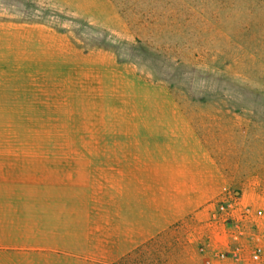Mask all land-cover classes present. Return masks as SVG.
Wrapping results in <instances>:
<instances>
[{
  "label": "rangeland",
  "instance_id": "1",
  "mask_svg": "<svg viewBox=\"0 0 264 264\" xmlns=\"http://www.w3.org/2000/svg\"><path fill=\"white\" fill-rule=\"evenodd\" d=\"M118 158L162 165L178 193L102 206L96 171ZM263 232L264 0H0L8 264L250 261Z\"/></svg>",
  "mask_w": 264,
  "mask_h": 264
},
{
  "label": "crops",
  "instance_id": "2",
  "mask_svg": "<svg viewBox=\"0 0 264 264\" xmlns=\"http://www.w3.org/2000/svg\"><path fill=\"white\" fill-rule=\"evenodd\" d=\"M153 161L148 159H128V158H118L111 161L101 162L98 167L102 168H112V169H100L97 172V176H102L103 179L108 178L109 180H105L104 182L109 185L106 186V189H111L114 194V200L111 203H103L102 206H111L115 210L117 214L125 213L123 209H129V214H132L134 211L130 209L143 208V202L146 199H149L151 205L153 202L156 204L168 206L169 201L167 197H164L160 201L156 199H152L153 191L161 192V194H168L169 190L177 191L178 186H171L168 182V177L164 176L162 173V165H152ZM72 166V164L67 165ZM81 174V173H80ZM172 182L177 183V180L173 179ZM117 203V204H116ZM119 204L122 207H119ZM155 205V204H154ZM176 213V212H175ZM134 214H147L145 212L137 211ZM165 215H168L167 213ZM144 232L142 237H152L153 231L151 233V229L143 228ZM149 230V231H148ZM67 238L72 239L71 233H66ZM120 237V236H119ZM70 243V242H68ZM72 244V243H70ZM131 245H136L130 243ZM113 245H119V243H115ZM20 257H24L21 255ZM9 256L0 255V264H8ZM16 262L15 259L13 261Z\"/></svg>",
  "mask_w": 264,
  "mask_h": 264
},
{
  "label": "built area",
  "instance_id": "3",
  "mask_svg": "<svg viewBox=\"0 0 264 264\" xmlns=\"http://www.w3.org/2000/svg\"><path fill=\"white\" fill-rule=\"evenodd\" d=\"M236 202L237 200H231L228 203L221 202L220 209L227 211L229 207L233 208ZM253 239L256 241V244L251 252L250 261L245 259L239 248L233 249L230 252L218 253V259L224 264H264V232L262 234H253Z\"/></svg>",
  "mask_w": 264,
  "mask_h": 264
},
{
  "label": "bare ground",
  "instance_id": "4",
  "mask_svg": "<svg viewBox=\"0 0 264 264\" xmlns=\"http://www.w3.org/2000/svg\"><path fill=\"white\" fill-rule=\"evenodd\" d=\"M81 85L84 83V81H80Z\"/></svg>",
  "mask_w": 264,
  "mask_h": 264
},
{
  "label": "trees",
  "instance_id": "5",
  "mask_svg": "<svg viewBox=\"0 0 264 264\" xmlns=\"http://www.w3.org/2000/svg\"><path fill=\"white\" fill-rule=\"evenodd\" d=\"M114 264H120V263H114Z\"/></svg>",
  "mask_w": 264,
  "mask_h": 264
}]
</instances>
